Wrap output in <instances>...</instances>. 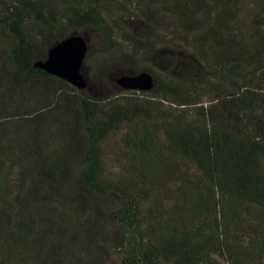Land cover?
I'll return each mask as SVG.
<instances>
[{"label":"trees","instance_id":"obj_1","mask_svg":"<svg viewBox=\"0 0 264 264\" xmlns=\"http://www.w3.org/2000/svg\"><path fill=\"white\" fill-rule=\"evenodd\" d=\"M120 1L0 0V264H264V84L242 82L203 104L192 73L169 76L179 54L198 60L170 41L155 47L154 24L155 12L168 13V29L191 35L197 51L217 35L216 24L199 19L206 6ZM227 5L214 9L216 20ZM113 7L121 16L109 26ZM85 27L109 42L95 77L113 87L99 96L88 93L89 78L79 89L33 67ZM227 42L237 48L214 46L215 77L247 73L249 56L262 49L261 41L250 52L233 36ZM162 51L172 57L164 79L153 76L163 98L154 87L116 83ZM256 75L264 81L252 66ZM178 88L184 98L166 95Z\"/></svg>","mask_w":264,"mask_h":264},{"label":"rangeland","instance_id":"obj_2","mask_svg":"<svg viewBox=\"0 0 264 264\" xmlns=\"http://www.w3.org/2000/svg\"><path fill=\"white\" fill-rule=\"evenodd\" d=\"M147 1H155L154 3H156V1L158 0ZM118 2L119 6L121 1L118 0ZM225 3L228 4L227 10H229V12L222 19L216 20L214 9H216L218 4ZM260 3H263V0H193L191 2L190 0L184 1L183 7H185L191 12H197L201 8V6H206V12L204 11L199 18L200 20L202 18L205 20L206 25L204 27L216 24L215 32L217 35H215L214 37H207L206 41L200 45L199 50L197 51H195L196 49L191 43V35H185V37L176 38L172 34V31L168 29V24L174 23L169 17L168 13L166 16H163L160 10L158 12H155V20H157V25L154 24L156 28V32L154 34V40L156 41L155 47L160 48L162 43L170 41V44H173L172 46L181 47L182 49L186 50L189 54H192V56L198 60L196 62L191 58L190 55L185 56L179 54V57L177 58L178 60H180L178 68L172 69L169 76H178L179 78H183L189 73H192V77L198 78L199 83L201 85L200 89L193 91V96L201 100L203 104H208L211 96L214 94H219L222 97H229L231 93L237 92L238 88L242 85V82L250 85L251 87L256 86V84L258 83L264 84V81H260L258 75L250 77V74L252 72V66H255L261 71H264V33H260L261 28H263L264 26V20L258 17L257 15L262 9V5ZM139 6L142 7L141 5ZM152 8H155L154 10L159 9V7L155 4L152 6ZM168 8L170 9V6ZM129 10H132L133 12L137 13L136 7H129ZM105 14L109 26L113 25V20H117V17L121 16V12L117 10L116 7L111 8L110 11L106 12ZM194 18L197 19V17H193V19ZM130 21L131 20L128 19L124 22H126L127 24ZM173 28L176 27L172 26L171 30H173ZM201 29H203V27H201ZM76 33L81 34L87 42V60L85 61V63H83L82 72L85 75L86 79L89 78L91 80V88L88 89V93L93 96L102 95L104 91L112 89L113 84L111 82H106L105 80H100L95 77V60L102 56L103 53L108 48H110L109 42H106L102 34L91 27L76 28ZM229 36L237 38L238 41L241 42L239 44L242 46H246L249 52L252 47L255 48L256 44L261 41L260 44L263 50L260 49V53L249 56L250 63L247 65L248 67L246 68L247 73L234 70L236 71L235 76L219 74L215 77L210 72V66L213 63L212 58L214 57V48L216 47L218 41L220 42L218 44L224 47L229 53H233L237 48L235 47V44L227 42ZM120 43L122 44L121 47L122 52H124V54L131 52L130 46L128 44H125L124 41L122 42L120 38L116 37L115 45L117 46ZM226 43L227 45L224 46ZM160 54L163 55L164 60L159 58L161 57V55H156V57L152 59L153 62L151 64L147 62L141 63L142 67L146 66V69H144V71L150 72L155 77V79L157 78L158 81L159 79H164L165 77L164 73L162 72V69L167 68L172 64V57L170 52L162 51L160 52ZM121 73L128 74L124 73V71H121ZM153 87V89L155 90H161V93L157 97L163 98L162 96L165 93L163 92L164 89L161 87V85H159L157 82L154 83ZM179 88L173 89L172 92L166 89L168 92L166 95H173L179 98H184L187 89L185 90ZM166 103L169 102H164L165 105ZM171 105L172 107L177 106L174 103H171ZM193 105L194 104H192L191 106ZM127 229L132 231L131 226H127Z\"/></svg>","mask_w":264,"mask_h":264},{"label":"water","instance_id":"obj_3","mask_svg":"<svg viewBox=\"0 0 264 264\" xmlns=\"http://www.w3.org/2000/svg\"><path fill=\"white\" fill-rule=\"evenodd\" d=\"M87 54V42L81 34L65 36L49 47L45 59L33 62V67L59 76L75 87L84 89L87 84L82 72L84 58ZM116 83L123 89L149 91L154 86L153 75L148 71L133 74H120Z\"/></svg>","mask_w":264,"mask_h":264}]
</instances>
